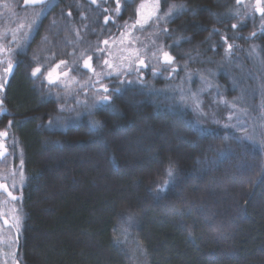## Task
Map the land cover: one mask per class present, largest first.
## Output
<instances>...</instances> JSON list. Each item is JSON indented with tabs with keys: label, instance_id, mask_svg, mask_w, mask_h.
<instances>
[{
	"label": "trees",
	"instance_id": "trees-1",
	"mask_svg": "<svg viewBox=\"0 0 264 264\" xmlns=\"http://www.w3.org/2000/svg\"><path fill=\"white\" fill-rule=\"evenodd\" d=\"M23 1L0 0V264H264V0H159L145 24L155 0Z\"/></svg>",
	"mask_w": 264,
	"mask_h": 264
},
{
	"label": "rangeland",
	"instance_id": "rangeland-1",
	"mask_svg": "<svg viewBox=\"0 0 264 264\" xmlns=\"http://www.w3.org/2000/svg\"><path fill=\"white\" fill-rule=\"evenodd\" d=\"M156 0L153 2H145V8L144 9H141L140 10V14H139V19L142 23H146L145 21H148L150 20L148 17H149V14H151V17L156 14V8H155V4H156ZM19 14H23V13H19ZM10 32H7L5 33V36L3 35L2 37L0 36V50H1V46L4 45V41L6 38H8L10 36ZM13 36V40L14 38H16V34H12ZM118 55H122L123 57L120 58ZM130 56V52H127V50L124 48V49H120L119 50H113V54H112V60L110 62V64L112 65L113 68H117V66L120 64L121 61H123V58L125 57H129ZM1 58V57H0ZM88 62V61H87ZM91 61L88 62V64L90 65V67H87L88 69H92V65L90 64ZM7 63V61H4L3 63H1V59H0V104H2L1 102V99H2V92L6 83H8V75H5L3 73V69L5 67V64ZM121 65V64H120ZM6 68V67H5ZM107 70L114 74V73H117L116 71L118 69H112L111 67L108 66ZM91 71V70H90ZM58 72L56 71H53V74H57ZM69 82L71 81L69 78H66ZM193 81V80H192ZM196 104H199V101H196ZM7 141H8V134H6V132H0V180H2L3 178V173L6 171V170H9V167H8V163L7 161H4L3 159L8 157V150L6 148V144H7ZM17 171V168L16 167H12L11 166V171L12 172L10 175L14 178H18V180L20 181L21 178H19V175L18 177L17 174L15 175ZM5 178H8L6 176H4ZM17 180V181H18ZM17 181H11V179L9 180L8 184L12 185V183L14 185L17 186L16 182ZM13 209V206L11 205V200H9L5 190L3 187H0V249H3L5 254L7 255L6 258H8L9 260L12 258V255L10 254L12 252V239L10 238V235L7 234V230L6 228H9L11 226V224L13 223V218H14V215L12 211ZM11 214V215H10ZM6 231H4V230Z\"/></svg>",
	"mask_w": 264,
	"mask_h": 264
},
{
	"label": "snow or ice",
	"instance_id": "snow-or-ice-1",
	"mask_svg": "<svg viewBox=\"0 0 264 264\" xmlns=\"http://www.w3.org/2000/svg\"><path fill=\"white\" fill-rule=\"evenodd\" d=\"M25 2H27V0H25ZM93 2H95V0H93ZM33 3H39V4H41V5L43 6L42 9H41V11L43 10V8H46V7L48 6V0H33ZM159 6H160V5H159V0H157V2H156V4H155V8H156V11H157V12L159 11ZM178 7L182 8L183 5H179V6H177V5H175V4L170 5V6L168 7L167 11L164 13V16H170V15H172L173 10L176 9V8H178ZM144 8H145V4H144V3H141L140 6H139V8L137 9V13H138V15L140 14V10H141V9H144ZM116 11H117V12L120 11L119 0H117ZM39 15H40V13L37 12V13H36V17L38 18ZM148 18L151 19V14H149V17H148ZM158 18H163V17H158ZM35 22H36V21H35V19H34V20H33V23H35ZM145 22H147V21H145ZM136 23H137V24H140V20L138 19V20L136 21ZM233 27H235V25H233ZM163 55H164V58H165L166 61H169V62H170V61L173 59V58H172L167 52H165ZM85 67H90V65L88 64L87 61L85 62ZM11 70H12V64L9 63V64H8V67L5 68L4 71H5V72H10ZM39 71H40V69L37 68V69L33 72V75H35L36 72H39ZM105 91H107L106 88H105ZM109 100H110V97H109V96H102V97H101V101H102V102H107V101H109ZM96 123H99V122H96ZM0 187H2V186H0ZM9 195H11V193H9ZM13 199H15V197H13Z\"/></svg>",
	"mask_w": 264,
	"mask_h": 264
},
{
	"label": "water",
	"instance_id": "water-1",
	"mask_svg": "<svg viewBox=\"0 0 264 264\" xmlns=\"http://www.w3.org/2000/svg\"><path fill=\"white\" fill-rule=\"evenodd\" d=\"M23 7H34V6H42L39 3H33V0H27V2H25V0L23 1ZM50 2V0H48V3Z\"/></svg>",
	"mask_w": 264,
	"mask_h": 264
}]
</instances>
